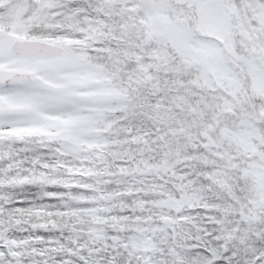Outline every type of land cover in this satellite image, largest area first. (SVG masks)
Returning <instances> with one entry per match:
<instances>
[{"label":"snow or ice","instance_id":"snow-or-ice-1","mask_svg":"<svg viewBox=\"0 0 264 264\" xmlns=\"http://www.w3.org/2000/svg\"><path fill=\"white\" fill-rule=\"evenodd\" d=\"M0 264H264V0H0Z\"/></svg>","mask_w":264,"mask_h":264}]
</instances>
